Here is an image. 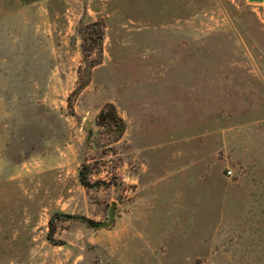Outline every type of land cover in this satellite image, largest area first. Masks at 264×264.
<instances>
[{"label":"rangeland","instance_id":"rangeland-1","mask_svg":"<svg viewBox=\"0 0 264 264\" xmlns=\"http://www.w3.org/2000/svg\"><path fill=\"white\" fill-rule=\"evenodd\" d=\"M4 6L0 264H264V0Z\"/></svg>","mask_w":264,"mask_h":264},{"label":"trees","instance_id":"trees-1","mask_svg":"<svg viewBox=\"0 0 264 264\" xmlns=\"http://www.w3.org/2000/svg\"><path fill=\"white\" fill-rule=\"evenodd\" d=\"M92 25L94 27H97L95 30L96 31L95 34L93 30H90V31L88 30L86 35L82 36V41H83L82 52L84 56L88 55L90 51L89 49H87L86 42H89L90 44L92 41L94 42L96 41V44L98 46V52L100 53V40L102 37L101 29L99 26H97L96 23H93ZM96 64L97 63H88L86 67V71L90 72V69ZM80 85L81 86L85 85V83L82 82ZM96 123L99 126L105 127V129L108 130L107 132L109 135H111L113 141H116L120 138L125 128V123L123 119L118 116L116 108L112 103H106L101 107V109L99 110L96 116ZM87 175H88V172L86 170V165H83L81 170L79 171V180L84 186L89 185ZM76 217L77 216L68 215V214H64L60 212L52 214L49 219V234H52L55 230V227H54L55 220H66L68 218H76ZM84 220L87 224L89 223L92 226L93 221L88 220V219H84Z\"/></svg>","mask_w":264,"mask_h":264},{"label":"water","instance_id":"water-1","mask_svg":"<svg viewBox=\"0 0 264 264\" xmlns=\"http://www.w3.org/2000/svg\"><path fill=\"white\" fill-rule=\"evenodd\" d=\"M252 1H261V0H252ZM87 129H90V122L86 121L85 122ZM115 211H116V203L115 202H111L110 204V208H109V217H108V221L104 224H100L98 225L101 228H108L109 226H111V224L113 223L114 219H115Z\"/></svg>","mask_w":264,"mask_h":264},{"label":"crops","instance_id":"crops-1","mask_svg":"<svg viewBox=\"0 0 264 264\" xmlns=\"http://www.w3.org/2000/svg\"><path fill=\"white\" fill-rule=\"evenodd\" d=\"M11 1H13V0H0V13L1 12H6V10L8 9V8H5V4L7 5L8 4V2H9V4H11ZM16 2V1H15Z\"/></svg>","mask_w":264,"mask_h":264},{"label":"built area","instance_id":"built-area-1","mask_svg":"<svg viewBox=\"0 0 264 264\" xmlns=\"http://www.w3.org/2000/svg\"><path fill=\"white\" fill-rule=\"evenodd\" d=\"M226 175L227 176H231L232 175V170L231 169H227L226 170Z\"/></svg>","mask_w":264,"mask_h":264}]
</instances>
